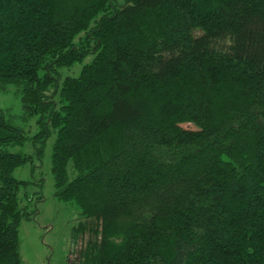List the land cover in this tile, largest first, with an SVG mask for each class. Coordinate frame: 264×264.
<instances>
[{"label": "trees", "instance_id": "obj_1", "mask_svg": "<svg viewBox=\"0 0 264 264\" xmlns=\"http://www.w3.org/2000/svg\"><path fill=\"white\" fill-rule=\"evenodd\" d=\"M11 90L36 125L0 107V264L51 142L78 264H264V0H0Z\"/></svg>", "mask_w": 264, "mask_h": 264}, {"label": "rangeland", "instance_id": "obj_2", "mask_svg": "<svg viewBox=\"0 0 264 264\" xmlns=\"http://www.w3.org/2000/svg\"><path fill=\"white\" fill-rule=\"evenodd\" d=\"M90 60L91 56L83 63ZM82 65L76 64L73 68L64 70L63 76L78 75ZM0 107L8 109L7 117L15 125L25 128L29 134L34 132L36 118L25 121L21 117V107L14 91L0 92ZM183 126L195 127L190 123ZM7 149L12 152L33 153L29 142L23 146H9ZM51 151L52 142L47 145L44 155L13 172L17 179L30 182L26 187H21L19 192L21 205L29 213L28 218H23L19 226L23 264H78L79 261L80 238L74 235V227L80 219V210L76 205L63 202L55 195Z\"/></svg>", "mask_w": 264, "mask_h": 264}]
</instances>
